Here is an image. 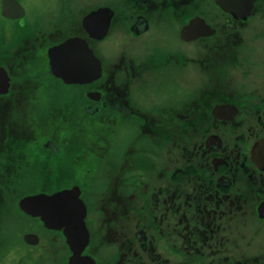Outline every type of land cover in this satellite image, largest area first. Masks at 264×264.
I'll return each mask as SVG.
<instances>
[{
	"label": "flooded vegetation",
	"instance_id": "1",
	"mask_svg": "<svg viewBox=\"0 0 264 264\" xmlns=\"http://www.w3.org/2000/svg\"><path fill=\"white\" fill-rule=\"evenodd\" d=\"M78 12L66 21L56 18L46 34L28 32L21 46L6 42L0 28L7 83L0 93V208L25 188L33 191L23 197L71 192L70 204L75 194L87 234L83 264H264V0H113ZM112 36L143 43L106 60L99 47H110ZM71 40L92 52L96 79L87 81L89 60L82 52L58 54L81 83L65 84L50 71L48 51ZM31 52L36 66L39 53L46 57L43 84L12 74L10 61L20 57L22 67ZM159 72L153 82L171 101L151 107L152 95L139 102L134 88ZM52 83L77 90L60 92L56 114L64 126L80 117L95 136L98 130L114 135L126 123L134 139L97 137L101 156L94 159L84 143L74 150V138L62 139L64 132L47 140L16 133L8 122L13 109L41 87L47 93L48 84L49 93L59 95ZM101 160L112 169L98 179L94 163ZM145 171L151 179L138 178ZM44 184L47 189H37ZM44 230L59 236L67 264L72 252L61 231ZM36 239L23 243L38 246Z\"/></svg>",
	"mask_w": 264,
	"mask_h": 264
},
{
	"label": "rangeland",
	"instance_id": "2",
	"mask_svg": "<svg viewBox=\"0 0 264 264\" xmlns=\"http://www.w3.org/2000/svg\"><path fill=\"white\" fill-rule=\"evenodd\" d=\"M23 11V18H21L18 22H12L8 19H4L0 16V28L5 30V41L10 42L14 41L16 44H19V39L24 37L30 32V34L40 36L42 34H46L48 30H51L52 24L56 22V18L60 21L69 20L72 17L78 15V17L82 14H79L83 9L87 8H95L101 4H110L113 0H15ZM82 9V10H81ZM60 24V23H59ZM257 25V24H256ZM169 26V25H168ZM253 29V28H252ZM254 32V31H253ZM2 34V33H0ZM4 34V33H3ZM172 32L167 28V35H171ZM2 38L0 35V42ZM121 42H119L118 37L110 38V47L106 49H101L99 47V51L105 53L103 56L106 60L112 59L113 56L117 55L118 51L122 48L130 51L132 49H137V47H141L143 41L135 43H127L125 39L120 38ZM175 41L173 35V42ZM251 43L250 41H248ZM253 42V41H252ZM121 43V46L117 47V44ZM15 45L14 48H17L21 45ZM97 49V48H96ZM11 55V52L8 53ZM40 62L39 66H36V59H34L35 55L33 52L29 54L28 61L26 59L24 66L20 65V57L16 58L14 61H10V64L14 67V71H12L13 76H24L25 80H35L36 83H44L45 79H48V72L46 71V57L43 53H39ZM133 56V55H132ZM10 67L12 68V66ZM156 77L153 76L152 82L150 80L141 78L140 86L134 88V91L137 92L140 98H136L139 102L146 104L151 100L152 96V105L151 107H155L157 105H163L166 102L171 101V98H166L162 96V93L157 90L156 83L153 82L157 79V77H162V73H156ZM48 81V80H47ZM35 86V84H33ZM53 91L56 89L57 92L59 90V95L55 96L53 93H49L51 91L50 84L45 85V90L47 93H41L43 87H41L40 92L37 95H29L25 98V104L21 107L20 105L13 109V113L10 114V120L8 122H13L15 124H11L12 128L15 125V132L20 133L23 131L25 133L26 138H34L38 134L43 136L45 140L47 137H52L53 135H58L56 131L64 132L62 133L61 138H74L73 147L76 150L78 144L80 147L84 143L85 153L88 151L89 154L94 155L100 159L101 153L99 148L96 147V142L99 145V138L102 139H118V141L125 138L134 139V135L131 138L129 136L128 131L130 130L129 124L122 123L119 127L116 128V132L114 135L106 133L104 130H98L97 134L93 136L90 133V130L87 132L88 123H84L82 118L73 116L72 122L68 125H63L62 120L56 114V111L60 108V104L63 103V100L60 99V92H65L69 94H75L77 90L67 91L65 85L54 84ZM187 85V84H186ZM36 87V86H35ZM35 89V88H34ZM190 88L188 91H191ZM62 90V91H61ZM150 107V108H151ZM21 111L23 115L19 118L16 117V114ZM59 112V111H57ZM64 121V120H63ZM96 125V124H94ZM70 127L71 133L66 134V128ZM55 130V131H54ZM97 130V128H96ZM101 133V135H100ZM51 134V135H49ZM131 134V133H130ZM49 135V136H47ZM117 135V136H116ZM59 136V135H58ZM116 136V137H115ZM99 137V138H97ZM129 139V140H130ZM76 140H79L76 142ZM76 142V143H75ZM112 145V142H110ZM129 142L122 144L119 148L124 149ZM79 147V148H80ZM113 147V145H112ZM127 148V147H126ZM67 150V149H66ZM115 148L113 149V151ZM68 151V150H67ZM87 152V153H88ZM86 153V155H87ZM154 150L152 149V154ZM88 154V155H89ZM102 155H107V153H102ZM105 157L103 156V159ZM93 160V159H91ZM152 161V158H151ZM96 166L95 176L98 179L105 178L106 171H111L112 168L107 167L104 162L101 160L100 163ZM105 169V170H104ZM138 174L139 179L146 180L151 179L152 173L149 171L141 172ZM48 187L47 184L41 185L40 188ZM34 189V190H37ZM93 190H95L93 186ZM32 189H24L19 194L7 196V201L0 208V264H63L64 263V255H66L65 247L61 244L59 236L56 234L50 235L47 231L44 230L42 225H39L33 219L25 217L19 212V208L17 205L18 199L23 197L25 193L32 192ZM5 196V195H1ZM257 230H255L254 235L256 236ZM34 234L38 235L39 243L38 246H27L23 243L21 236L25 234ZM250 232H248L249 234ZM52 234V233H51ZM250 235V234H249ZM248 235V236H249Z\"/></svg>",
	"mask_w": 264,
	"mask_h": 264
},
{
	"label": "water",
	"instance_id": "3",
	"mask_svg": "<svg viewBox=\"0 0 264 264\" xmlns=\"http://www.w3.org/2000/svg\"><path fill=\"white\" fill-rule=\"evenodd\" d=\"M221 7L223 6L221 5ZM0 14L3 18L13 20L21 18L23 16V11L15 0H1ZM97 14H99V12H95L89 16L92 17ZM81 42L84 44L81 40H71L48 51L50 71L65 84L81 83L82 81L75 79L78 74L68 75L67 69L64 68V63H60L61 61L58 60L59 51L62 50L72 51V53L82 52L87 55L89 60L88 71L90 74L87 81L96 79L97 77L98 62L93 57L92 52L88 50L85 45L84 47L86 50L84 47H81V45V50L79 49L78 44H81ZM0 75V93H4L6 91L7 83L6 78L2 79V75L5 77V74L1 68ZM70 194L71 192L63 191L51 195L36 194L25 196L18 201L17 205L19 210L25 215L31 218H38L42 223L43 228L47 230L61 231L66 244L72 252V256L68 259L67 264H83L82 258L79 256L87 239V234L82 221L84 214L83 207L81 202L76 199L75 194L74 204H70L68 202ZM23 242L26 244H35L37 239L35 235L25 234L23 236Z\"/></svg>",
	"mask_w": 264,
	"mask_h": 264
}]
</instances>
